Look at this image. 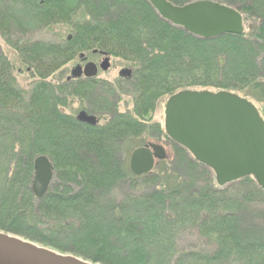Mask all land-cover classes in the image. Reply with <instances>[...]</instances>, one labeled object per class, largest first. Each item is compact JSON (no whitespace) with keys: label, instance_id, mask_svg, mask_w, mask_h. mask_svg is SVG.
Returning a JSON list of instances; mask_svg holds the SVG:
<instances>
[{"label":"trees","instance_id":"1","mask_svg":"<svg viewBox=\"0 0 264 264\" xmlns=\"http://www.w3.org/2000/svg\"><path fill=\"white\" fill-rule=\"evenodd\" d=\"M208 1L237 10L244 33L197 37L148 0H0V36L32 80L19 87L0 46V232L94 264H264V210L257 207L264 191L253 177L220 187L172 140V156L152 173L135 176L129 167L139 138H168L153 116L178 92H232L264 119V0ZM57 25L71 28L62 43L25 38L27 26ZM14 30L24 37L14 42ZM95 51L133 71L125 80L131 111L120 112L122 85L88 92L54 80ZM75 105L102 123H80ZM40 156L50 159L54 179L38 199L32 186Z\"/></svg>","mask_w":264,"mask_h":264},{"label":"water","instance_id":"2","mask_svg":"<svg viewBox=\"0 0 264 264\" xmlns=\"http://www.w3.org/2000/svg\"><path fill=\"white\" fill-rule=\"evenodd\" d=\"M148 1L163 19L200 38L242 35L245 30L243 16L220 3L200 0L176 6L168 0ZM110 59L104 55L101 63L104 71L110 68ZM81 70L77 67L73 76ZM97 71L93 63L84 69L87 77H95ZM131 74L132 70L124 69L120 76L130 78ZM79 119L90 125L97 124V118L86 112H82ZM165 132L214 172L218 186L253 177L264 191V119L248 99L228 91H181L167 101ZM167 159L163 145L149 143L133 151L129 167L135 176H144L153 172L157 162ZM34 166L32 189L36 198L41 199L54 179V167L46 156L36 158ZM0 264L93 263L0 232Z\"/></svg>","mask_w":264,"mask_h":264},{"label":"rangeland","instance_id":"3","mask_svg":"<svg viewBox=\"0 0 264 264\" xmlns=\"http://www.w3.org/2000/svg\"><path fill=\"white\" fill-rule=\"evenodd\" d=\"M38 28L39 27L27 26L28 30L26 31V34L24 33L25 38L33 40V41L40 40V41H44V42L62 43L63 40L70 35L69 31L71 30L70 26H62V25H57V26H54L51 28H46L44 30H40ZM24 35H23V33L18 35L17 32L14 30V37L12 39L14 42H16L18 39H20V37L23 38ZM0 46H1L2 50L4 51V53L6 54V56L8 57V59H10V61L13 63L14 74L17 78L19 87H21L25 90L28 89L30 84L32 83L31 74H29V72L27 71L28 68L26 67L25 64H23L22 60L15 53V51L5 42V40L2 36H0ZM88 55H91V54H88ZM112 61H111L112 66H111L109 72L102 73L101 76L109 79L112 83H114L113 85H115V86L118 85V87H119L120 85H122V87H124V88H121V87L120 88L122 89V91L124 89L123 93H124V96H125V94H126V96L123 97V102L120 104L119 108H120V112H129L133 109L132 97H130V96H132L133 89L130 88V86L125 81L126 79L124 77L119 76V72L124 69L122 62L117 61V60H116L117 61L116 62L113 59H112ZM78 63H79V58L77 57L66 68L61 70V71L65 72V76H63V80L66 79V77L68 76L70 71ZM53 78H54V80L55 79L58 81L60 80L59 79L60 76H58V74L54 75ZM196 91H198V90H196ZM199 91H204V90H199ZM128 95H130V96H128ZM167 101H168L167 98H164L163 100L160 101V103L158 104L157 110L153 116L154 122L160 124L163 129L165 126V110H166ZM80 109L81 108L78 105H75L74 106L75 114L78 113V111ZM66 112H70V111L66 110ZM149 143H156V144L163 145L167 150L168 158L172 156V147H173L172 144L173 143L171 142V140L166 138L164 133H163L162 139H158L157 134H154V133L146 134V135L142 136L141 138H139L137 141H135L132 147H136L135 149H137L140 147L147 146ZM257 207H259L260 210H264V204L263 203H259V205ZM256 211L259 213V215L261 214L259 212V210H256ZM11 235H13V234H11ZM14 236H17V235H14ZM17 237L32 243V241H30V240H27V239L22 238L20 236H17ZM189 242L191 244H196L198 241L196 238H194V239H191ZM33 243H35V242H33ZM35 244L37 246H43V245L38 244V243H35ZM44 247H46V246H44ZM46 248H48L50 250L52 249V251H55L58 253H62V252L55 250L53 248H49V247H46ZM62 254H64V253H62ZM69 255H71V254H69ZM80 259H83V258H80ZM88 262H90V261H88Z\"/></svg>","mask_w":264,"mask_h":264},{"label":"flooded vegetation","instance_id":"4","mask_svg":"<svg viewBox=\"0 0 264 264\" xmlns=\"http://www.w3.org/2000/svg\"><path fill=\"white\" fill-rule=\"evenodd\" d=\"M103 58H104V55L101 54V53H94L92 55H88V54H82L79 56V63L70 71V73L68 74V76L66 77V81L70 82V83H73L74 84V87L81 91H90L92 89H94L95 87L98 88V89H101L103 90L106 86H115L113 85L114 83H112L109 79L105 78V77H102L101 74L102 73H107L109 72L111 66H112V58L110 59V68L108 69V71H104L102 68H101V63L103 61ZM112 61V62H111ZM90 63H93L97 66L98 68V71H97V75L95 77H87L84 73V69L85 67L90 64ZM77 67H81L82 70L78 72L77 76H73V71L77 68ZM126 69V68H124ZM123 69V70H124ZM121 70V71H123ZM121 71L119 72V76H120V73ZM63 73V74H62ZM55 74H58V76H60V78H62L63 76H65V72L63 71H58L56 72ZM132 74H133V71H132ZM132 74L130 77H132ZM121 77V76H120ZM125 79H128L125 78ZM48 82V81H47ZM112 84V85H111ZM80 107V105H78ZM81 108V107H80ZM64 111H66L67 109H62ZM82 112H86L89 116H95L97 118V124L96 125H90L88 124L87 122H84V121H81L79 119V115L82 113ZM75 118L77 121H79L80 123H83L85 125H90V126H99L101 123H102V119L99 115L97 114H93L91 113L90 111L86 110V109H83L81 108L78 113L75 114Z\"/></svg>","mask_w":264,"mask_h":264}]
</instances>
